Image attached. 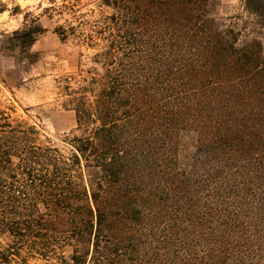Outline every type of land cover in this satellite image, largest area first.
I'll use <instances>...</instances> for the list:
<instances>
[{
	"label": "trees",
	"instance_id": "16d2710c",
	"mask_svg": "<svg viewBox=\"0 0 264 264\" xmlns=\"http://www.w3.org/2000/svg\"><path fill=\"white\" fill-rule=\"evenodd\" d=\"M210 7L100 0L63 147L0 108V264H264V51ZM24 17L0 52L30 65Z\"/></svg>",
	"mask_w": 264,
	"mask_h": 264
},
{
	"label": "rangeland",
	"instance_id": "374dc122",
	"mask_svg": "<svg viewBox=\"0 0 264 264\" xmlns=\"http://www.w3.org/2000/svg\"><path fill=\"white\" fill-rule=\"evenodd\" d=\"M0 1L5 5L0 11V45L4 34L23 26L25 14L28 22L37 17L44 28L31 46L38 54L36 62L19 64L0 52V108L13 117L37 122L49 143L63 147L62 140L75 126L73 112L62 107L65 86H76L78 65L88 66L99 49L98 39L91 48L82 39L96 26L100 0ZM210 9L221 30L227 34L233 30L237 44L257 38L264 51V15L250 13L243 0H211ZM58 26L73 34L61 39L55 32Z\"/></svg>",
	"mask_w": 264,
	"mask_h": 264
}]
</instances>
